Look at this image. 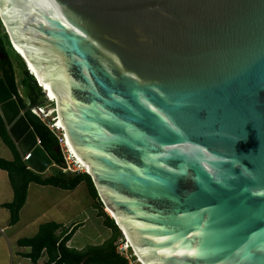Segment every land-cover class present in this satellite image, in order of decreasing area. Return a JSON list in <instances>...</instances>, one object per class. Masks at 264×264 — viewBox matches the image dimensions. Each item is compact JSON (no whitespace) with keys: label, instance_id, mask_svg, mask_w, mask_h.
<instances>
[{"label":"water","instance_id":"1","mask_svg":"<svg viewBox=\"0 0 264 264\" xmlns=\"http://www.w3.org/2000/svg\"><path fill=\"white\" fill-rule=\"evenodd\" d=\"M0 18L144 264H264V0H0ZM0 114L29 169L55 167L4 78Z\"/></svg>","mask_w":264,"mask_h":264},{"label":"trees","instance_id":"2","mask_svg":"<svg viewBox=\"0 0 264 264\" xmlns=\"http://www.w3.org/2000/svg\"><path fill=\"white\" fill-rule=\"evenodd\" d=\"M10 52H13L18 57L15 59L18 60L23 68V79L20 83L13 64L14 58L10 56ZM4 57L9 58L6 59ZM31 73L25 62L13 49L0 18V77L6 80L8 87L18 100L20 107L38 135L42 146L50 154L55 164V173L48 177H44L43 174H38L29 169L24 163L16 144L10 137L0 114V138L14 155L13 161L0 157V171L8 173L14 193L12 202L3 206L10 213V224L15 226L19 222L20 213L26 204L28 188L31 184L49 186L64 191H74L81 184H86L90 197L101 205V216L104 218V224L112 231L113 236L105 246L77 251L67 246L77 229L74 228L69 231L63 226L51 222L42 225L35 237L22 239L18 242V245L30 248L31 251L26 257L35 264L38 263L43 254L48 257L47 264H128L116 252L115 243L122 236L121 230L115 221L104 213L103 204L91 176L88 173L63 171L66 167V159L61 149L62 136L56 130H52L49 124L42 120L40 116L33 113L32 110L35 107L45 106L48 101L42 86ZM20 88L24 91L23 96L20 93Z\"/></svg>","mask_w":264,"mask_h":264},{"label":"crops","instance_id":"3","mask_svg":"<svg viewBox=\"0 0 264 264\" xmlns=\"http://www.w3.org/2000/svg\"><path fill=\"white\" fill-rule=\"evenodd\" d=\"M12 155L0 138V157L10 156L9 160H12ZM77 189L64 191L31 184L19 222L12 226L10 213L3 206L12 202L14 193L8 173L0 171V229L3 230V232L0 230V264H35L26 257L31 251L30 248L20 247L18 242L35 237L42 225L51 222L69 231L77 229L68 242L67 246L70 249L85 251L91 247L104 246L112 238V231L104 224L100 206H95L91 198H74ZM47 262L48 257L43 254L36 264Z\"/></svg>","mask_w":264,"mask_h":264},{"label":"built area","instance_id":"4","mask_svg":"<svg viewBox=\"0 0 264 264\" xmlns=\"http://www.w3.org/2000/svg\"><path fill=\"white\" fill-rule=\"evenodd\" d=\"M13 47V46H12ZM45 92V90H44ZM46 94V93H45ZM47 96V95H46ZM47 100H48V103L49 104H52V105H55V102L52 100H49L48 97H46ZM43 110H44V106L42 107H35L32 111H34L33 113L37 114L38 116H40L38 114V112L40 113H43ZM55 111V109L53 110ZM54 117L52 118V120L50 121L49 120V126L52 130H56L57 132H59V134L62 136L61 137V143H64L65 141V136L63 134V130H60V128H58V117L56 115V112L54 114H52ZM67 152H68V148H67ZM69 155V159L68 160H71L72 162L71 163H68L67 161V158L66 159V167L64 168V172H67V171H70V172H81V171H84L82 168H81V164H79L77 162V160L72 157V155ZM75 166L77 165V170L76 169H73L71 168V166ZM82 173H86V172H82ZM1 230V229H0ZM3 232V230H1ZM115 246H116V252L118 255H120L122 258H124L128 264H144L143 261L140 259V257L138 256V254L136 253V251L133 249V246L132 244L130 243V241L128 240V238L126 237V235L124 234V232L122 231V236L121 238H119V240L115 243Z\"/></svg>","mask_w":264,"mask_h":264},{"label":"rangeland","instance_id":"5","mask_svg":"<svg viewBox=\"0 0 264 264\" xmlns=\"http://www.w3.org/2000/svg\"><path fill=\"white\" fill-rule=\"evenodd\" d=\"M10 56L12 57V58H14L13 59V64H14V68H15V71H16V73H17V77H18V82L20 83L21 82V80L23 79V75H22V70H23V68H22V65L18 62V60L17 59H15V58H18L16 55H14L13 54V52H10ZM30 70V69H29ZM35 79H36V77H35ZM37 80V79H36ZM38 81V80H37ZM39 82V81H38ZM39 84L41 85V83L39 82ZM42 87H43V85H41ZM20 93L22 94V96L24 95V91H23V89L22 88H20ZM45 97H47L46 96V94H45ZM48 101V100H47ZM54 108H55V105H52V104H47V105H45L44 106V110H43V113H40V112H38V114L40 115V117H41V119L42 120H44L47 124H49V120L51 121L52 120V118H53V115L50 117V118H48V114L50 113V112H52L53 110H54ZM34 112V111H33ZM55 116V115H54ZM61 149H62V153H63V155L65 156V158H67V160L69 159V155H68V152H67V148L64 146V143H61ZM7 152V151H6ZM10 154V153H9ZM7 155H8V152H7ZM14 155H12V160H9V157L10 156H8L7 158H3V159H5V160H8V161H13L14 160V157H13ZM2 158V157H1ZM68 163H71L72 161L71 160H68L67 161ZM71 168H73V169H76L77 170V165H75V166H71ZM63 170V169H62ZM81 172H84V171H81ZM55 173V168L53 167V168H51V169H49L45 174H44V177H48V176H51V175H53ZM77 198V199H87V198H91L90 197V194H89V192H88V188H87V185L86 184H81L79 187H78V189H77V191H76V193H74V198ZM92 199V198H91ZM93 200V199H92ZM94 201V200H93ZM94 204H95V206H101V205H99L97 202H95L94 201ZM102 208H103V211H104V213L107 215V216H109L111 219H113L111 216H110V212H109V210H107L104 206H102ZM122 233V232H121ZM113 234V233H112ZM121 238V237H120ZM111 240V239H110ZM109 240V241H110ZM119 240V239H118ZM117 240V241H118ZM106 245V244H105ZM104 245V246H105ZM91 248H97V247H91Z\"/></svg>","mask_w":264,"mask_h":264},{"label":"bare ground","instance_id":"6","mask_svg":"<svg viewBox=\"0 0 264 264\" xmlns=\"http://www.w3.org/2000/svg\"><path fill=\"white\" fill-rule=\"evenodd\" d=\"M15 50V52L18 54V56H20L22 58V60L25 62V64L27 65L28 69H30L29 71L32 72L33 76L36 77L37 80H39V82L41 83V85H43V88L45 90V93L48 97L49 100H53L54 101V98H53V95H52V92H51V89H50V86H49V82H48V79H47V76H46V73L44 71H40L41 69L36 67L33 59L29 58L28 56L24 55L23 53L19 52L17 50L16 47L13 48ZM55 111H52L48 114V118H50L52 116V114H54L56 112V108H54ZM54 117V116H53ZM58 122V128H60V130H63L64 127L62 125V122L60 120L57 121ZM64 146L66 148H68V153L70 155H72V157H74L77 162L79 164H81V168L84 170V172H89V167L83 162V160L78 156V154L75 152L73 146L71 145V143L69 142V140L65 137V141H64ZM109 210L110 212V216L115 220H119V217H117L116 214H114L110 209H107ZM121 224V227L123 228V232L125 235H127L126 237L128 238V240L130 241V238L128 236V233L127 231L125 230L124 226L122 225V223L120 222ZM131 243V242H130Z\"/></svg>","mask_w":264,"mask_h":264},{"label":"clouds","instance_id":"7","mask_svg":"<svg viewBox=\"0 0 264 264\" xmlns=\"http://www.w3.org/2000/svg\"><path fill=\"white\" fill-rule=\"evenodd\" d=\"M30 72V71H29ZM31 73V72H30ZM32 74V73H31ZM35 77V76H34ZM43 88V87H42ZM43 90H44V88H43ZM45 93V92H44ZM114 220V219H113ZM115 221V220H114ZM122 232V231H121Z\"/></svg>","mask_w":264,"mask_h":264},{"label":"flooded vegetation","instance_id":"8","mask_svg":"<svg viewBox=\"0 0 264 264\" xmlns=\"http://www.w3.org/2000/svg\"><path fill=\"white\" fill-rule=\"evenodd\" d=\"M4 58H9V57H4ZM5 61H7V60H5ZM1 78V77H0Z\"/></svg>","mask_w":264,"mask_h":264}]
</instances>
